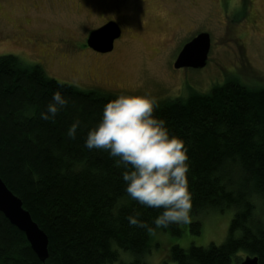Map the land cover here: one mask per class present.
<instances>
[{
    "label": "trees",
    "instance_id": "obj_1",
    "mask_svg": "<svg viewBox=\"0 0 264 264\" xmlns=\"http://www.w3.org/2000/svg\"><path fill=\"white\" fill-rule=\"evenodd\" d=\"M55 90L70 103L43 120L40 112ZM116 96L61 83L16 56L0 57V178L49 238V257L41 263L0 213V264H115L121 251L145 256L156 231L180 233L179 224L153 233L129 225L126 217L136 212L151 225L160 209L125 193L121 169L107 152L84 147L88 129ZM153 114L188 149L192 209L234 211L223 244L174 246L171 259L239 264L250 256L264 264V86L226 82L207 94L156 102ZM77 118L70 139L66 129Z\"/></svg>",
    "mask_w": 264,
    "mask_h": 264
},
{
    "label": "rangeland",
    "instance_id": "obj_2",
    "mask_svg": "<svg viewBox=\"0 0 264 264\" xmlns=\"http://www.w3.org/2000/svg\"><path fill=\"white\" fill-rule=\"evenodd\" d=\"M252 2L256 22L239 24L246 16L229 0H0V57L16 56L80 90L147 94L156 102L186 99L226 83L234 65L232 32L247 48L254 81L264 73V0ZM111 20L120 25L121 37L111 53L99 57L87 39ZM201 33L211 37L206 68L175 69L181 50ZM259 82L264 86V79ZM190 215L189 223L179 224L180 233L154 232L145 256L121 251L115 264H175L174 246L188 250L226 241L233 210L192 209Z\"/></svg>",
    "mask_w": 264,
    "mask_h": 264
},
{
    "label": "clouds",
    "instance_id": "obj_3",
    "mask_svg": "<svg viewBox=\"0 0 264 264\" xmlns=\"http://www.w3.org/2000/svg\"><path fill=\"white\" fill-rule=\"evenodd\" d=\"M69 103L60 90L53 91L40 118L54 119ZM155 105V98L147 94L118 95L104 104L99 122L84 138L85 148L107 152L121 169L124 191L131 199L160 209L151 225L139 219V212L126 217L129 225L149 233L189 223L192 210L188 149L170 134L165 120L153 114ZM80 123L77 118L67 127L68 138H75Z\"/></svg>",
    "mask_w": 264,
    "mask_h": 264
},
{
    "label": "water",
    "instance_id": "obj_4",
    "mask_svg": "<svg viewBox=\"0 0 264 264\" xmlns=\"http://www.w3.org/2000/svg\"><path fill=\"white\" fill-rule=\"evenodd\" d=\"M121 37V28L114 22H108L103 27L92 31L87 39L91 50L108 54L113 51L115 42ZM211 37L208 33L197 35L184 46L175 62V69H204L209 61ZM0 213L22 232L32 251L41 263L49 257V238L35 223L30 213L24 209L22 201L15 196L0 178ZM239 264H259L258 257H246Z\"/></svg>",
    "mask_w": 264,
    "mask_h": 264
},
{
    "label": "flooded vegetation",
    "instance_id": "obj_5",
    "mask_svg": "<svg viewBox=\"0 0 264 264\" xmlns=\"http://www.w3.org/2000/svg\"><path fill=\"white\" fill-rule=\"evenodd\" d=\"M252 1L253 0H229L230 4H231V2L235 3V4L237 3V6H239V8L241 9L240 12L242 13V15L246 16L245 21L241 22L239 24H244L245 22H247V23L250 22L251 24H253L256 22L255 21L256 14L254 12V8H252L253 7ZM111 21H108V22H111ZM108 22H106L105 24H107ZM226 23H227V21H226ZM104 25H102V26H104ZM230 33H231V31L228 34H230ZM230 39L233 43H235V45H234L235 51L232 53L234 65H233L232 70L229 71V74H228L229 78L226 79L225 82H231V81L237 80L241 84H246L249 86H255L256 87V85L257 86L261 85L262 83H260L259 81H262L264 79V73H260V75L258 77H256L258 79V81H256V82L252 78V77H255V76H252V74H251V68H252L251 65L252 64H251L250 59L248 58L247 48L245 47L241 36H239V35L235 36L232 32ZM90 51H92L93 54H95L99 57H104V56L108 55V54L97 53L91 49H90ZM251 60H253L252 57H251ZM263 64H264V59H263ZM246 77H249V78L245 79ZM250 78L254 81V83L248 82L250 80Z\"/></svg>",
    "mask_w": 264,
    "mask_h": 264
}]
</instances>
